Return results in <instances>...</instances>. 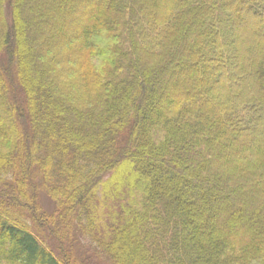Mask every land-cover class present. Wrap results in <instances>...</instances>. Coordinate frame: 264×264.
Returning a JSON list of instances; mask_svg holds the SVG:
<instances>
[{
  "label": "trees",
  "instance_id": "16d2710c",
  "mask_svg": "<svg viewBox=\"0 0 264 264\" xmlns=\"http://www.w3.org/2000/svg\"><path fill=\"white\" fill-rule=\"evenodd\" d=\"M93 259L264 264V0H0V264Z\"/></svg>",
  "mask_w": 264,
  "mask_h": 264
},
{
  "label": "rangeland",
  "instance_id": "374dc122",
  "mask_svg": "<svg viewBox=\"0 0 264 264\" xmlns=\"http://www.w3.org/2000/svg\"><path fill=\"white\" fill-rule=\"evenodd\" d=\"M43 203H44V206L46 205L48 208L51 207V204H50V201L49 199L46 197V196H43ZM45 237V236H44ZM86 245V244H85ZM59 247H61L60 245H58ZM61 249V252H62V248ZM58 252V251H57ZM60 252V251H59ZM57 254V253H56ZM58 255V254H57ZM93 262H95L96 264H98L97 260L93 259ZM100 264V263H99ZM103 264V263H101ZM107 264H110V263H107Z\"/></svg>",
  "mask_w": 264,
  "mask_h": 264
}]
</instances>
